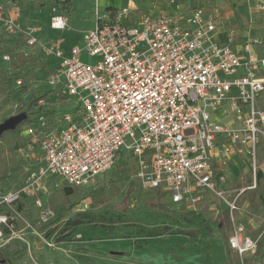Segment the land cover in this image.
Here are the masks:
<instances>
[{"label": "built area", "instance_id": "1", "mask_svg": "<svg viewBox=\"0 0 264 264\" xmlns=\"http://www.w3.org/2000/svg\"><path fill=\"white\" fill-rule=\"evenodd\" d=\"M92 13L95 22L83 32V50L94 61L83 62L77 47L68 57L44 48L60 59L48 80L52 95L77 97L80 108L63 114L61 124L52 128L42 115L27 125L40 159L25 169L17 189L0 190V241L17 232L18 222L29 226L22 216L26 208L37 210L40 225L53 217L44 202L50 179L87 187L125 151L140 189L162 191L188 210H196L208 193L226 206L229 248L241 259L254 252L257 239L234 212L245 215L240 195L256 188L261 175L264 57L250 53L259 39L236 44V31L222 29L221 13L204 3L185 12L134 17L128 7L102 9L93 0ZM67 25L63 11L52 7L50 27ZM0 27L25 46L37 43L35 27L23 28L13 5L6 12L0 9ZM9 55L4 53L3 61ZM237 153L246 160L249 182L226 194L223 185Z\"/></svg>", "mask_w": 264, "mask_h": 264}, {"label": "rangeland", "instance_id": "2", "mask_svg": "<svg viewBox=\"0 0 264 264\" xmlns=\"http://www.w3.org/2000/svg\"><path fill=\"white\" fill-rule=\"evenodd\" d=\"M154 1L133 0L135 6L144 10ZM71 2L73 9L65 14L68 25L64 29L51 28L50 15L52 7L63 11L66 4L50 1L46 2L44 10L38 12L32 11L31 7H28L30 11L20 10L19 23L35 27L37 43L34 46L20 45L22 39L7 37L0 27V72L3 70L8 74L7 80L0 85V122L19 114L21 108L25 109L32 95L40 97L29 108L26 118L18 124L21 129L19 137H0V171L7 163L11 150H14L23 168L18 181L24 176L25 169H33L40 159L38 141L31 140L27 125L36 123L37 117L46 109L53 111L57 126L61 124L63 114L73 115L80 108L77 97L51 94L42 96L50 88L48 80L53 71L51 67H58L60 63V59L45 54L44 48L52 47L60 51L63 57H68L72 49L77 47L82 49L80 59L83 62L91 63L95 60V57H89L83 50V32L95 22L93 0ZM192 3L190 0L186 7L189 8ZM204 5L216 8L221 13L222 27L227 30L236 22V14L249 22L255 9L264 6V0H204ZM8 7L7 0H0L3 12L9 10ZM227 11L231 13L226 19L224 14ZM5 39H10V43L4 42ZM19 50L27 53L34 51L42 59L43 68L34 72L32 80L24 81L22 78L23 71L15 56ZM3 53L10 54V60L3 61ZM19 78L21 83L17 84ZM259 157L264 158V147L259 151ZM130 159L125 151H121L108 171L98 174L94 184L83 187V196L72 208L70 216L84 213L86 217L69 234L63 235L56 230L50 236H45L47 227L42 224L34 227L30 222L31 215L33 219L37 217V210L25 207L22 216L29 226L18 222L17 232L10 239L4 235L0 241V264H231L229 246L223 237V228L218 225V222L224 220L225 204L213 199L216 204L210 205V208L215 209V214L209 217L208 206L198 205L196 210H188L181 204L173 203L170 196L162 191L142 190L138 188L133 176L134 164ZM127 161L129 164H126ZM126 166L129 167L128 172L113 174ZM227 182L226 194H229L238 187L241 180L234 176L228 178ZM131 183L134 184V191L129 194L128 186ZM101 185L109 189L110 195L96 206L89 191ZM65 187L67 184L61 179H50L48 192L44 196L45 206L51 210L58 206L64 200ZM137 190L155 194L153 201L156 203L153 205L156 207L143 204L137 196ZM251 221L255 227L264 224V208ZM11 250H22L24 253L11 257L8 255ZM242 259L243 264H264V244L259 249L256 247L254 252L243 255Z\"/></svg>", "mask_w": 264, "mask_h": 264}, {"label": "trees", "instance_id": "3", "mask_svg": "<svg viewBox=\"0 0 264 264\" xmlns=\"http://www.w3.org/2000/svg\"><path fill=\"white\" fill-rule=\"evenodd\" d=\"M8 2H11L13 6L19 8V9H25L29 6L31 7L32 11L38 12L41 10H44L46 7V2L50 1H57L58 3H61L62 5L66 6L64 7L67 12H71V0H7ZM230 7H228L229 9ZM108 9V8H106ZM227 9V10H228ZM259 15L261 21L264 20V8L259 9ZM137 12V11H136ZM135 12V13H136ZM134 15V12L132 13ZM233 30H238L239 34H237L235 37L237 40H241V32H242V24L241 20L236 14V22L231 25L230 27ZM10 39H5L4 42L10 43ZM20 45H24L23 42L19 43ZM4 54V53H3ZM8 54V53H7ZM15 56L17 58V61L19 63V66L22 68L23 74L22 78L24 81L26 80H32L33 74L35 71L43 68L42 59L33 54H24L22 51H16ZM56 65L51 67V70L55 71ZM52 71V72H53ZM8 78V74L6 71L0 72V85H2ZM55 90L53 88H49L42 96H48L52 95ZM41 96V97H42ZM40 97L31 96L29 105L25 107V109L21 108L20 111L24 112L26 115H28L29 108L34 105L36 101L39 100ZM45 118L46 126L52 128V126H55L54 118H53V111L51 110H43L40 114ZM20 127L17 126L14 130H9L3 132V134L0 136L6 137L9 135H13L15 138L19 137L20 135ZM132 162V159H130ZM126 164H129V161H127ZM128 166H126L124 169H121L120 171H115L113 174L118 175L120 172H128ZM23 170L22 165L20 164L19 160L17 159L14 150H11L10 157L8 158L7 163H5L3 170L0 171V190L6 191L10 189H17L21 183V180L18 181L19 173ZM249 178L247 179L245 184H248ZM138 184V183H137ZM134 184H130L128 186V193H132L134 191L133 188ZM139 186V184H138ZM140 188V187H138ZM85 188L77 187L73 188L67 185V187L63 190V196L64 200L56 207L53 208L54 215L53 217L45 224L44 227H47L48 230L45 233V236H50L54 231L58 230L60 234L66 235L72 232L75 228H77L84 220L86 215L84 213H77L74 215V217H71V211L72 208L78 203V201L82 198ZM153 191V190H149ZM89 193L92 196L94 205H100L104 199H107L106 197L110 195V191L108 188H106L104 185L91 188ZM264 195V174L260 175L259 183L256 188L254 189H245L239 198V206L244 207V216L242 217L239 212H234V217L237 220H242L246 224V231L249 236H251L254 239H257V249H259L264 244V227L263 223L253 227L250 223L248 218H253L261 214L262 209L264 208V203L260 199V197ZM137 196L142 200L143 204L151 205L152 207H156V202L153 201L155 198V194H152V192H143L141 190H137ZM26 203L29 202V199L25 200ZM216 204V201L213 200V198L208 194L205 193L202 200L200 201V206H208L209 209L207 210V214L209 217H213L215 214V209L210 208V205ZM21 204L18 206L19 209H21ZM223 222H218V225L223 228V237L224 239L228 240V237L232 233V226L229 220L228 212L225 211ZM30 222L33 226L37 227L40 225V221L38 218H32ZM152 235V234H151ZM229 262L231 264H243V259L240 258V256L237 254L236 251H232L229 248ZM24 251L22 250H11L8 251V255L11 257H18L23 255Z\"/></svg>", "mask_w": 264, "mask_h": 264}, {"label": "crops", "instance_id": "4", "mask_svg": "<svg viewBox=\"0 0 264 264\" xmlns=\"http://www.w3.org/2000/svg\"><path fill=\"white\" fill-rule=\"evenodd\" d=\"M197 1L198 0H192L193 3H192V5L189 8H191L194 5H197V4H200V3H202V4L204 3V0H200V2H197ZM97 2H98V5L102 9H106V8H108V9H117V8H121V7H128V8L133 10V12H134L133 16L134 17H138L141 14L158 16V15H160L162 13L170 12V11L171 12H185V11L189 10V8H187L186 6L189 4L190 0H185V1L183 0L182 2H179V0H155L153 4L149 3V5L147 6L146 10H144L140 6H135L136 4L133 2V0H97ZM8 3H9V6H10V8L8 7V9H11L12 3L11 2H8ZM70 3H71V8L73 9L72 2L70 1ZM262 8H264V6L260 7V9H262ZM25 9L30 11V9H28V8H25ZM72 9H71V11H72ZM20 10L21 9L18 8V18H19ZM258 10L259 9H255V14H253V15L251 14L249 22H246L244 19L239 17L240 20H241V24H242V29H241L242 32L240 33L241 34V40H237L236 37H235V43L236 44H241L247 38L259 39V41H260L259 43H254V44L251 45L250 53L252 54V56L254 58H263L264 57V20L261 21ZM63 13L66 14V13H70V12L63 11ZM230 13H231L230 11L225 12L224 15H225L226 19L230 15ZM67 23H68V18H67ZM21 26L23 28H25L28 25L27 26H23L21 24ZM222 29H223V27H222ZM235 31H236V35L239 34L238 30L235 29ZM24 47H25V45H24ZM19 51L24 52L25 55L26 54H33V55L39 56V54L34 52V51H32L30 53H27V52H25L23 50H19ZM240 72H242V71H240ZM262 74H264V69L262 70ZM263 101H264V95H262L259 98V104L261 106H264V104H262ZM263 147L264 146H262L260 148V150L263 149ZM260 161H261L260 174H264V158H260ZM243 172H245V173L243 174ZM248 174H249L248 173V167H247L246 160H245L243 154L237 153V154L233 155L232 158H231V161H230V165H229L228 178H234V176H236V178H239L241 180V182L238 183V187L237 188H239V187H243V186L247 185L245 183H246L247 179L249 178V176H247ZM243 177H245L244 180H243ZM227 186H228V182L223 185V188L227 189ZM260 199L264 203V195H262L260 197ZM252 226L255 227L254 225H252Z\"/></svg>", "mask_w": 264, "mask_h": 264}, {"label": "water", "instance_id": "5", "mask_svg": "<svg viewBox=\"0 0 264 264\" xmlns=\"http://www.w3.org/2000/svg\"><path fill=\"white\" fill-rule=\"evenodd\" d=\"M24 118H26V114L24 112H20L19 114L11 115L5 118L0 122V136L5 131L16 129L18 124L21 123Z\"/></svg>", "mask_w": 264, "mask_h": 264}]
</instances>
